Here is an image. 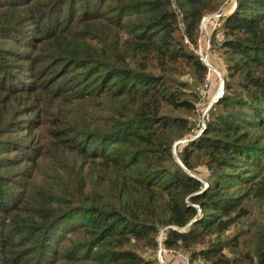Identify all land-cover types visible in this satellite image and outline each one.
Instances as JSON below:
<instances>
[{"label": "trees", "instance_id": "16d2710c", "mask_svg": "<svg viewBox=\"0 0 264 264\" xmlns=\"http://www.w3.org/2000/svg\"><path fill=\"white\" fill-rule=\"evenodd\" d=\"M235 1L191 136L184 38L224 0H0V264H156L163 229L191 264H264V0Z\"/></svg>", "mask_w": 264, "mask_h": 264}, {"label": "rangeland", "instance_id": "374dc122", "mask_svg": "<svg viewBox=\"0 0 264 264\" xmlns=\"http://www.w3.org/2000/svg\"><path fill=\"white\" fill-rule=\"evenodd\" d=\"M225 1L229 2V0H224V2ZM64 13H67L66 9H64ZM198 33H199V27H198ZM210 34H211V35H209V37H210V46L213 47V49L209 50L210 62L217 69V71L220 73L221 78L224 81V75L226 74V63L223 60L221 50H219V48H218V46H219V44L221 42V39H222V35H221L220 31H215V32L211 31ZM206 37L207 36L204 35L203 40H202V48H204V49H205V45H206ZM198 59H199V57H198ZM207 72H209L208 68H207L206 74H207ZM210 77H211V80H212L211 84H210L211 87H209L210 89L208 90L206 95H202L200 93V89H199L200 85L199 84H197V86L195 84H193V79L190 78L189 75L182 76V79L188 80L190 82V84L195 85L194 88H195V91H196V93L198 95V98H199L197 106H196L197 110H196L195 114L193 115V117L191 118V120H195V125H196L197 129L195 131H193V134L191 136L197 135L200 132L199 129L202 127V124L204 125V117H205L206 112H207L205 110L207 108V105L210 103L211 99H213V96H214V94H215V92L217 91V88H218L219 77H217L216 75H213V76L210 75ZM184 139L185 138L179 139V140L175 141L174 144H173L172 152H173V156L175 158V161H177V162L179 160L178 155H177V150H179L181 148L182 141ZM193 173H195L202 180L206 179L207 176H208V171H207V169L205 168V166H204V164L202 162H198V164L194 167ZM263 215H264V208H263ZM258 216L260 217V215H258ZM158 235H157V238H158ZM175 249L183 251L182 249H179V248H175ZM183 253L188 258H190L188 252H184L183 251ZM144 255L147 256V257L148 256H152L153 259L156 261V264H191V262L185 263L181 259V254H178V256L177 255H163L162 256L163 262H162L160 260L159 256L157 255V248H155V250L152 251V252H150V250H146L144 252ZM201 263L202 262L196 261L193 264H201Z\"/></svg>", "mask_w": 264, "mask_h": 264}, {"label": "built area", "instance_id": "2783aa9c", "mask_svg": "<svg viewBox=\"0 0 264 264\" xmlns=\"http://www.w3.org/2000/svg\"><path fill=\"white\" fill-rule=\"evenodd\" d=\"M236 5L235 0H229V2H224L220 6V8L212 13L206 14L201 18V21L199 23V33L198 37L196 39L195 45H191V43L188 41L187 38H184L185 43H187L190 48L193 49L194 53L199 57L201 62L208 68V71L210 72L212 70H217L212 63L210 62L209 58V50L213 49V47L210 46V37L209 35L210 32L212 31H219V28L221 27L222 19L233 10V8ZM204 35H206V45L205 49L202 48V40ZM207 72V74L204 76L201 84H200V93L202 95H206L208 90L210 89L209 87L211 84V77L210 73ZM219 73V72H218ZM219 80H221V75L219 73ZM221 87V85H219ZM212 100V99H211ZM202 126H204L202 124ZM185 140V139H184ZM165 232L164 229L161 230V232L158 235L157 242H158V247H157V255L159 256L160 260H162L163 255H177L181 254V259L185 263H189V258L183 253V251L176 250L175 248H167L163 245V240H164Z\"/></svg>", "mask_w": 264, "mask_h": 264}, {"label": "water", "instance_id": "95a60500", "mask_svg": "<svg viewBox=\"0 0 264 264\" xmlns=\"http://www.w3.org/2000/svg\"><path fill=\"white\" fill-rule=\"evenodd\" d=\"M223 83H224V81H223V79L221 78V93L218 95V97L216 98V99H212L211 101H210V103L207 105V108H206V110L205 111H207L209 108H210V106L221 96V94H222V92H223ZM200 132H201V130H200ZM199 132V133H200ZM198 133V134H199ZM183 142H185V140H183L182 141V143ZM178 163L182 166V167H184L183 166V164L181 163V161L180 160H178ZM186 170V169H185ZM191 176H193V177H195L193 174H191V172L190 171H188V170H186Z\"/></svg>", "mask_w": 264, "mask_h": 264}, {"label": "bare ground", "instance_id": "6f19581e", "mask_svg": "<svg viewBox=\"0 0 264 264\" xmlns=\"http://www.w3.org/2000/svg\"><path fill=\"white\" fill-rule=\"evenodd\" d=\"M210 75L211 76L216 75L217 77H219V73L217 70L211 69ZM219 85H221V80H219V82H218V88H217V91L215 92V94L213 96V99H216L218 97V95L221 93V87H219Z\"/></svg>", "mask_w": 264, "mask_h": 264}]
</instances>
